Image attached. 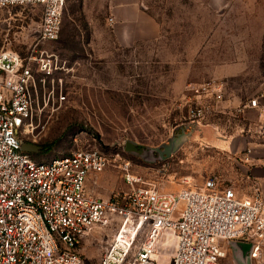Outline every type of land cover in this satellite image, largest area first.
<instances>
[{
	"label": "rangeland",
	"instance_id": "obj_1",
	"mask_svg": "<svg viewBox=\"0 0 264 264\" xmlns=\"http://www.w3.org/2000/svg\"><path fill=\"white\" fill-rule=\"evenodd\" d=\"M117 2L66 0L59 37L47 43H38L40 7L0 10V51L22 58L45 51L63 67L44 82L37 75L32 88L38 106L21 136L40 147L33 160L76 150L102 152L110 166L86 182V190L101 199L129 189L115 161L128 162L141 185L161 192L199 188L215 177L249 196L260 187L251 176L254 163L244 158L248 149H215L211 140L257 136L255 129L264 123L253 111L235 114L251 99L264 105V0H136L141 10L148 7L161 31L155 40L138 41L137 28L132 29L137 40L132 48L119 46L115 36ZM208 80L222 84L232 113L190 123L188 86ZM174 139L179 145L172 150L134 149ZM113 233L109 227L82 239L77 251L84 264H99ZM173 245L166 240V256ZM234 248L218 264H239ZM250 264H264V240Z\"/></svg>",
	"mask_w": 264,
	"mask_h": 264
},
{
	"label": "built area",
	"instance_id": "obj_2",
	"mask_svg": "<svg viewBox=\"0 0 264 264\" xmlns=\"http://www.w3.org/2000/svg\"><path fill=\"white\" fill-rule=\"evenodd\" d=\"M65 1L0 0V10L40 7L38 43H47L59 37ZM61 70L57 57L45 51L29 58L0 51V264H84L77 251L82 239L109 227L114 233L99 264H218L229 242L250 245V259L259 258L264 198L258 187L240 196L211 177L199 188L161 192L141 185L128 162L115 161L129 189L101 199L86 190V182L110 166L102 152L76 150L41 161L22 152L21 135L38 106L32 92L36 76L44 82ZM188 93L190 123L232 113L216 80L191 84ZM247 109H254L264 122V105L258 100L241 104L235 114ZM255 133L264 145V123ZM168 239L174 249L166 256Z\"/></svg>",
	"mask_w": 264,
	"mask_h": 264
},
{
	"label": "crops",
	"instance_id": "obj_3",
	"mask_svg": "<svg viewBox=\"0 0 264 264\" xmlns=\"http://www.w3.org/2000/svg\"><path fill=\"white\" fill-rule=\"evenodd\" d=\"M139 8L136 0H118L115 4V36L119 46L123 48H132L134 42L137 41L136 37L131 34L133 31L132 29L135 28H137L136 31L139 33L138 35H140L138 41H151L159 37L161 31L160 25L153 16L149 14L148 7H143V10ZM108 25L110 24L108 23ZM260 101L262 102V100ZM224 106L230 107L227 102L224 103ZM252 111L256 115L257 112L253 109L246 110L245 112L249 113ZM245 112L244 116H247ZM257 119L260 118L257 117ZM172 141L167 142L165 145L171 146L173 144ZM211 141L212 147L215 149H248V153L244 154V158L247 162L254 163L252 165L254 167L251 170V176L259 185L264 198V145L258 143V138L256 136L240 135L229 136V139L225 141L220 140L219 137ZM174 145L175 148H177L179 143L176 141Z\"/></svg>",
	"mask_w": 264,
	"mask_h": 264
},
{
	"label": "water",
	"instance_id": "obj_4",
	"mask_svg": "<svg viewBox=\"0 0 264 264\" xmlns=\"http://www.w3.org/2000/svg\"><path fill=\"white\" fill-rule=\"evenodd\" d=\"M177 140H173V144L171 146H167V145H161L160 147L157 148H141V147H135L134 149H174L175 148V143ZM40 150V147L34 144H30L27 142H23L21 145V151L27 154H34L37 153ZM153 152H159L157 150H149V154L153 153ZM134 155H140L143 156L142 153H138V152H131ZM147 153V152H146ZM231 246H234L235 248L233 250H231V253L236 254L239 260V264H250L251 263V259L249 257V252H250V245H246L240 242H229L227 244V248L229 250V248Z\"/></svg>",
	"mask_w": 264,
	"mask_h": 264
},
{
	"label": "trees",
	"instance_id": "obj_5",
	"mask_svg": "<svg viewBox=\"0 0 264 264\" xmlns=\"http://www.w3.org/2000/svg\"><path fill=\"white\" fill-rule=\"evenodd\" d=\"M30 156H31V154H30ZM31 158H32V156H31ZM33 159V158H32Z\"/></svg>",
	"mask_w": 264,
	"mask_h": 264
}]
</instances>
